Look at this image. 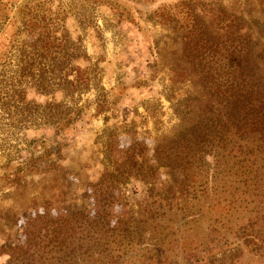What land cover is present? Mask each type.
<instances>
[{
	"label": "trees",
	"instance_id": "trees-1",
	"mask_svg": "<svg viewBox=\"0 0 264 264\" xmlns=\"http://www.w3.org/2000/svg\"><path fill=\"white\" fill-rule=\"evenodd\" d=\"M168 6L158 15L171 20L181 43L172 87L193 74L188 80L197 89L171 103L180 127L157 140L153 161L150 146L136 140L112 170L105 167L93 184L94 212L28 218L24 243L0 247L9 264H239L245 255L264 258V0H170ZM41 44L37 51L50 49L47 41ZM78 78H63L69 93L79 90ZM67 110L63 117L72 113ZM66 119L60 127L71 121ZM45 155H30L0 179L17 186L27 166L41 171ZM159 167L169 178L162 190L156 187ZM130 180L143 187L133 202L125 187ZM116 206L125 212L116 214ZM6 211L17 220V212Z\"/></svg>",
	"mask_w": 264,
	"mask_h": 264
},
{
	"label": "rangeland",
	"instance_id": "rangeland-1",
	"mask_svg": "<svg viewBox=\"0 0 264 264\" xmlns=\"http://www.w3.org/2000/svg\"><path fill=\"white\" fill-rule=\"evenodd\" d=\"M169 2L0 0V177L30 155L47 157L41 171L27 166L17 186L0 179V247L23 244L25 221L37 213L94 212L93 184L105 167L136 140L150 146L153 161L157 140L180 127L171 103L197 89L193 74L172 87L181 43L158 15ZM45 41L50 49L37 51ZM75 77L81 85L69 93L66 78ZM50 161L55 168L44 167ZM168 179L159 167L156 187ZM125 187L130 202L143 193L136 180ZM0 264H9L6 254ZM239 264L264 258L245 255Z\"/></svg>",
	"mask_w": 264,
	"mask_h": 264
}]
</instances>
